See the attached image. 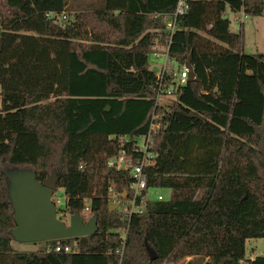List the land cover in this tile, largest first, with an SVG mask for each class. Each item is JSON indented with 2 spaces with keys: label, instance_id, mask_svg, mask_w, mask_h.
<instances>
[{
  "label": "trees",
  "instance_id": "16d2710c",
  "mask_svg": "<svg viewBox=\"0 0 264 264\" xmlns=\"http://www.w3.org/2000/svg\"><path fill=\"white\" fill-rule=\"evenodd\" d=\"M176 3L0 0V264H119L125 222L110 196L122 204L133 178L108 162L122 155L134 164L149 132L147 188L170 189V196L149 199L131 216L120 264L185 257L186 264H264V253L245 254L246 240L264 239V51L243 52V34L225 17L227 9L264 15V0H185L168 36L163 18ZM49 12L74 18L63 23ZM156 41L177 68L190 57L196 77L168 106L156 101L157 73L148 66ZM188 136L221 139L216 168L157 170L167 140ZM22 169L38 182L54 173L52 201L58 188L64 193L58 218L94 216L97 231L15 251L4 172Z\"/></svg>",
  "mask_w": 264,
  "mask_h": 264
},
{
  "label": "rangeland",
  "instance_id": "374dc122",
  "mask_svg": "<svg viewBox=\"0 0 264 264\" xmlns=\"http://www.w3.org/2000/svg\"><path fill=\"white\" fill-rule=\"evenodd\" d=\"M90 0H80V2L88 3ZM66 18L64 22L73 20V13L65 12ZM230 21L229 28L232 32L243 34V52H263L264 51V15L258 16H241L235 15L228 9L225 13ZM59 21V20H57ZM166 46L164 42L156 41L153 46V52L159 54L156 56L153 53L148 55L149 69L160 72L163 64V58L160 57L165 51ZM177 65L171 62V69L174 70ZM173 97L172 93L160 94L157 102L168 106ZM152 125V129L154 128ZM142 139L140 140L141 143ZM221 147L220 138H206L201 136H188L186 138H170L167 140L166 147L163 150V156L159 161L157 170L169 171L172 169H180L184 172H205L213 171L216 168L214 156L218 154ZM151 153V152H150ZM154 156V154H152ZM171 156L173 161H171ZM152 158L150 159V161ZM157 195L167 200L170 196V189L167 188H149L148 197L154 200ZM54 197L56 207L58 209L64 208V193L62 188H58ZM11 247L17 252H32L42 250L45 247L44 241L35 242H18L11 241ZM264 253V239L252 238L245 242V254L247 258H253L255 255ZM190 257L182 258L170 264H186Z\"/></svg>",
  "mask_w": 264,
  "mask_h": 264
},
{
  "label": "water",
  "instance_id": "95a60500",
  "mask_svg": "<svg viewBox=\"0 0 264 264\" xmlns=\"http://www.w3.org/2000/svg\"><path fill=\"white\" fill-rule=\"evenodd\" d=\"M188 69L187 81H195L190 57L185 62ZM8 180V196L13 210L15 226L10 233L13 240L18 242H35L60 239L74 236H85L97 231L96 217L84 220L80 214L69 216L65 223L57 217V210L52 195L56 189L57 178L51 173L42 182L35 179L31 170L22 169L13 172H4ZM125 199V195H121ZM118 204H111L112 209ZM150 260L157 255L146 245Z\"/></svg>",
  "mask_w": 264,
  "mask_h": 264
},
{
  "label": "built area",
  "instance_id": "2783aa9c",
  "mask_svg": "<svg viewBox=\"0 0 264 264\" xmlns=\"http://www.w3.org/2000/svg\"><path fill=\"white\" fill-rule=\"evenodd\" d=\"M185 0H177L176 6L174 11L171 14L165 15L163 18L164 22V30L168 34V36H171V34L176 30L177 28V18L179 15L183 14L185 10ZM47 16L54 19H65V14H55L53 12L47 13ZM156 56H159V54L153 53ZM163 58V64L161 66L160 72L157 74L158 78V88H157V94H156V101L159 98L160 94L164 93H174L176 89L185 84L188 79V69L183 64L179 68H174V70L171 69V62H173L169 56H168V50L167 48L160 56ZM151 133L149 132L145 137L142 138V141L138 143V146L142 149V155L140 158L134 163L130 164V160H124V157L122 155L116 157L115 159H112L108 162V165L113 167L115 170H127L129 169L130 174L133 178L131 184H130V195H125V201L122 204L117 203V194L112 193V189L109 188V192L112 193L110 196L111 203H117L118 206L116 209L119 210L122 220L125 222V226L121 229H119V238H120V247L115 250V253L119 256V264L121 261V257L124 250V245L126 241V234L128 231L129 226V220L132 215L134 214H140L144 211L146 202L150 199L148 197V188H147V182H146V176L143 173V168L146 165L150 164V159L153 157L152 153L147 151V147L150 143ZM156 200L162 199L161 195H157ZM151 200V199H150ZM56 200H54V204L56 206ZM56 210L58 208L56 207ZM87 210V207L85 208ZM61 215V214H59ZM58 217V216H57ZM68 218L62 220L65 223L68 222ZM118 232V231H117ZM61 249L60 246L55 247V251H59ZM73 249H71L69 246L63 247L64 252H70Z\"/></svg>",
  "mask_w": 264,
  "mask_h": 264
},
{
  "label": "crops",
  "instance_id": "0c3cea01",
  "mask_svg": "<svg viewBox=\"0 0 264 264\" xmlns=\"http://www.w3.org/2000/svg\"><path fill=\"white\" fill-rule=\"evenodd\" d=\"M227 11V10H226ZM235 15V17H236V15H241V16H244V15H242V13H238V14H234Z\"/></svg>",
  "mask_w": 264,
  "mask_h": 264
}]
</instances>
